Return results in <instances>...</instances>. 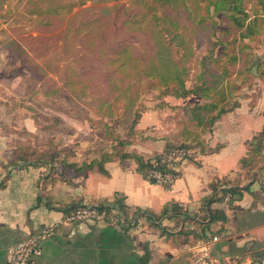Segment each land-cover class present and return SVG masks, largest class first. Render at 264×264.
<instances>
[{
	"label": "crops",
	"instance_id": "0c3cea01",
	"mask_svg": "<svg viewBox=\"0 0 264 264\" xmlns=\"http://www.w3.org/2000/svg\"><path fill=\"white\" fill-rule=\"evenodd\" d=\"M0 50V182H4L0 188V264L7 263L12 246L62 220L76 205L109 206L117 193L131 210L142 208L156 217H134L127 229L113 220L64 224L43 240L40 264H193L205 243L221 264H264V169L254 168L249 177L241 165L251 155L256 136L264 131V85L258 87L256 96L238 93V104L223 112L204 134L206 148H220H192L193 155L177 163L180 174L167 187L137 171L133 157L122 159L112 149L70 153L71 148L59 141H47L48 147L42 150L46 145L40 143L39 132L59 126L37 123L32 115L35 107L27 105L28 77L13 71L27 62V48L17 40L4 43ZM32 76L39 79L37 74ZM212 99L197 94L169 96L167 100L181 106L182 118L176 125L175 120L171 125L163 121L160 110L142 111L135 129L146 131L145 137L131 141L123 152L152 157L183 129L200 131L189 120L188 106ZM29 146L40 151L33 150L26 160L18 158ZM104 152L110 158L101 171L98 162ZM89 164L91 168L83 169ZM220 178L254 182L233 204L211 202V208L225 211L226 219L209 223L208 202L215 198L213 183ZM175 205L180 212L173 210Z\"/></svg>",
	"mask_w": 264,
	"mask_h": 264
},
{
	"label": "rangeland",
	"instance_id": "374dc122",
	"mask_svg": "<svg viewBox=\"0 0 264 264\" xmlns=\"http://www.w3.org/2000/svg\"><path fill=\"white\" fill-rule=\"evenodd\" d=\"M81 1L0 0V49L26 46L27 62L13 71L28 77L27 105L37 123L59 126L39 132L42 150L59 141L70 153H123L124 141L145 137L134 129L142 111L180 121L181 106L167 100L179 98L180 81L189 89L216 83L225 69L236 96L264 85V0ZM244 17L256 30L246 38L237 24ZM251 158L264 169V157Z\"/></svg>",
	"mask_w": 264,
	"mask_h": 264
},
{
	"label": "trees",
	"instance_id": "16d2710c",
	"mask_svg": "<svg viewBox=\"0 0 264 264\" xmlns=\"http://www.w3.org/2000/svg\"><path fill=\"white\" fill-rule=\"evenodd\" d=\"M86 0H82L81 2L84 3ZM214 5L218 6V2ZM234 10H240V7L238 4H235L233 7ZM234 16V15H233ZM246 16V15H245ZM235 18V17H234ZM245 17L243 18V21H238V28L242 29L241 31V37L246 38L256 32L255 26L250 23H244ZM222 72V71H221ZM179 71L176 69V74H178ZM227 71L223 69V72L221 75H216L219 80L214 83L212 81V84L208 83V80L202 83H198L193 89H189L185 86V83L180 81L181 89L179 93H174L177 97H185L190 94H197L201 95L204 98H211L213 99L211 101H205L200 104L195 105H189L188 106V114H189V120L192 122V124L201 127L200 131H197L195 128L192 131H186V129H183L177 139H167L165 150L161 153H156L152 157L145 158L144 156L136 153V152H123L119 153L121 158H127V157H133L136 161V169L137 171L143 173L146 177L149 178L151 182H156L154 178L149 177V172L151 170H159L161 172H171V173H177L180 174L175 169V165H177L176 162L168 160V155L173 149L177 148H194L195 146H199L202 149H206V151H212L217 150L220 148V145H217L214 148H206L205 140H204V134L206 131H210L212 129L213 124L215 121L222 115L223 112H225L228 108H232L233 106L237 105L238 102L236 100L235 91L233 89L232 81L229 80L227 77ZM215 75V73H214ZM234 80V79H231ZM227 83L221 91L219 89L217 90V83L224 84ZM207 82V83H206ZM217 90V91H214ZM140 113V112H139ZM141 116V113L139 115V118ZM138 118V120H139ZM136 121V123L138 122ZM134 123V125H136ZM135 129V126H134ZM129 141H124L123 144L127 145L129 144ZM264 131H262L259 135L256 136L255 140L253 141V149L251 150V155L247 158H244L241 160V165L245 168L250 167L248 172H250L249 177H251L252 170L254 169L253 166H251V163L255 159L251 158L252 154H255V156H259V158L264 157ZM30 154L27 152H24L22 156H17L18 158L22 159H29ZM110 158V155L107 152H104L101 155V160L98 162L99 169L101 171H104L103 169V162L105 159ZM251 158V159H249ZM93 164V163H92ZM92 164H89L87 166H84L83 169L91 168ZM261 171H263V166L258 167ZM254 181H250L249 183L243 184L240 180H231L228 178H220L217 179L213 183V189L215 191V198L212 200H209L208 202V214H209V223L215 222L218 220H225L226 219V213L221 208H211L210 204L211 202H223L225 201V198L228 197V204H233L237 200H241L243 197L244 190H248L250 185ZM4 186V182H0V188ZM167 187H170L171 185H166ZM117 205L118 210L120 214L124 217V220L122 222V226L124 229H127L131 224L133 223L134 217H156L155 214L142 209V208H135L133 210L130 209V207L126 204L125 198L122 194L117 193L113 196V198L110 200V205L105 206L103 204L98 205L97 207L99 209H104L106 211H109L111 206ZM77 206V205H76ZM75 206V207H76ZM174 211L180 212V208L178 206L172 207ZM167 209L165 210V212ZM186 220L191 219L189 216L185 217ZM189 232H195V231H189ZM205 237V235H203Z\"/></svg>",
	"mask_w": 264,
	"mask_h": 264
},
{
	"label": "built area",
	"instance_id": "2783aa9c",
	"mask_svg": "<svg viewBox=\"0 0 264 264\" xmlns=\"http://www.w3.org/2000/svg\"><path fill=\"white\" fill-rule=\"evenodd\" d=\"M192 155L191 148L173 149L168 155V160L178 163L180 160L188 158ZM177 170V165H175ZM149 177L154 178L157 183L163 185H171L179 176L177 173L161 172L159 170H151ZM228 197L225 203H228ZM100 220L123 222L124 217L120 214L117 205L110 208L109 211L99 209L95 205L79 204L70 212L65 214L62 220L49 223L42 231L30 235L27 239L15 244L9 249L6 264H40L39 258L42 255V243L47 237H51L64 225L74 222H97ZM193 264H221L218 259L213 257L211 246L205 243L199 253L196 255Z\"/></svg>",
	"mask_w": 264,
	"mask_h": 264
},
{
	"label": "water",
	"instance_id": "95a60500",
	"mask_svg": "<svg viewBox=\"0 0 264 264\" xmlns=\"http://www.w3.org/2000/svg\"><path fill=\"white\" fill-rule=\"evenodd\" d=\"M252 71L256 73V66L255 65L252 67Z\"/></svg>",
	"mask_w": 264,
	"mask_h": 264
}]
</instances>
